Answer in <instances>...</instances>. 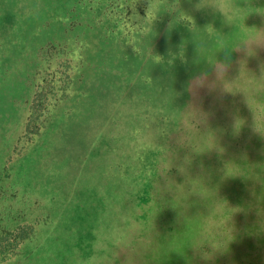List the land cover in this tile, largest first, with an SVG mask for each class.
<instances>
[{
	"label": "rangeland",
	"instance_id": "374dc122",
	"mask_svg": "<svg viewBox=\"0 0 264 264\" xmlns=\"http://www.w3.org/2000/svg\"><path fill=\"white\" fill-rule=\"evenodd\" d=\"M20 1L0 10V81L5 58L28 55L35 81L0 93V264H59L42 257L51 240L75 264H264V40L239 45L264 34V0H230L245 10L230 23L166 0L191 20L174 10L153 25L151 0ZM108 61L123 68L117 102ZM61 120L72 128L48 153ZM50 158L62 187L27 184ZM209 217L231 229L226 249L193 245Z\"/></svg>",
	"mask_w": 264,
	"mask_h": 264
},
{
	"label": "trees",
	"instance_id": "16d2710c",
	"mask_svg": "<svg viewBox=\"0 0 264 264\" xmlns=\"http://www.w3.org/2000/svg\"><path fill=\"white\" fill-rule=\"evenodd\" d=\"M16 1H18V0H8V1H6V3H2V6L0 7V10L4 11L5 8L8 5H11L14 2H16ZM22 1L23 0H21L19 2V4ZM34 3L36 4V6L39 5V4L36 3V0H34ZM14 4H18V2L14 3ZM37 9H38L37 7H34V9H33L34 12L36 13V15H37V11H38ZM2 17H6V16L2 15ZM23 19H24V16H23V18L21 20L19 18L18 21H15L14 18L13 19L8 18L7 24L18 23V24L23 25V21H24ZM59 20H60L59 18H56L52 22V25H54L55 23L59 22ZM2 21H6V20L3 19ZM1 25L5 26V24H1ZM82 28H83V26L80 25L79 29L83 30ZM3 31L4 32L2 34L3 35L5 34V37H8L10 39L8 34H6L8 31L7 30H3ZM0 32H2V31H0ZM8 43H10V40L7 41V44ZM7 44L5 45L6 47H7ZM19 54L21 56L22 53H19ZM21 58H22V61L20 62V60H18V61L15 62L14 65H12V60L9 62L7 60L8 58L4 59V62L6 60V62L8 64V68L11 71V72H9V74L5 75V78H4L3 81H0V93L4 94L6 96V98L13 99V95H15V92H16L15 91L16 88L12 84L10 85V89L5 86V83L9 82L8 79L13 80V84L16 87H19V86L20 87H26L27 86L26 88H28V90H31V87L34 84V81H35L34 80L35 79V76H34L35 75V65H34V63H35V61H32V58H34V57H31V56L28 55L25 58H23V57H21ZM130 61L134 64V59L133 58H131ZM125 66L129 70L128 65H125ZM116 68L117 67L112 62H109V61L105 62L104 69H105V76L107 78L104 77L102 79V82H104L107 79L108 80H110V79L114 80L113 88L109 89V91L107 93V97L110 100H113L114 102H117V99H116V95H115L116 93H115V91L113 89H115V88L117 89L118 87H123V86L120 85V80H123V79H121V76L123 75V68L120 67V66L117 69ZM116 84H117V87H116ZM26 88H20V89H26ZM103 88L108 89L106 87H103ZM102 95L105 96V93H102ZM10 103H14L13 100L10 101ZM103 123H104V121L101 122L100 124H103ZM68 127L72 128V124L69 123V120H67V121L61 120L58 123H56L55 126L53 128H51V130H49V131H48V129H46V127L44 128L46 131L49 132V134L51 136H50V139H47V141L45 143H43L42 141H40V143L42 145H44V146H48L47 147L48 153H50L49 150L55 151V150H57L59 148V146H61L62 143H60L59 140H58L59 139V134L61 132H63L65 130V128H68ZM42 153H40V154H42ZM48 155L49 156H53V154H48ZM49 160H50V164H47L46 167H55V170L45 171L44 169L43 170H39L38 169L37 171H34L30 175L29 181L27 182V184H31V186H35V184L38 183L37 186H39L42 183L45 184L47 181H49L50 183H52V187H55V189L62 187V185H61L62 182L61 181L64 180V177L62 175L63 171H61V169L59 168V167H62L61 163L57 164V161L54 158H52V159L50 158ZM96 165H98V164H96ZM96 165H92V166H96ZM105 169H106V167H105ZM105 169L103 171H105ZM92 171L93 172H90L89 174H87L89 176L88 179L91 180V179H93L95 177H99V178H101L99 182H101L102 181V177L100 175H96L94 173V172H99L98 169H92ZM66 179H68V177ZM85 179H87V176H86ZM94 181H96V178L94 179ZM77 222L78 223H82L81 220H77ZM67 238H68V236H67ZM48 244L49 245H47V247L44 248L45 254L42 257H45V255L47 254V250L49 248V249H51V255L48 254L49 257H47V258L49 259L50 262L53 263V261H54V263H55L58 260L60 262L59 264H75L73 260H71L69 258H66V255H65L66 253H64V255L59 253V251L60 252L63 251V250H60L61 248H63L62 246H60V242L57 243L56 240H51ZM64 247H65L64 249H66V252H68L73 247V245L71 244V242L69 240H65ZM59 255H62L61 259H58ZM35 261H37V260H35ZM40 263H42V261Z\"/></svg>",
	"mask_w": 264,
	"mask_h": 264
},
{
	"label": "clouds",
	"instance_id": "9594fccd",
	"mask_svg": "<svg viewBox=\"0 0 264 264\" xmlns=\"http://www.w3.org/2000/svg\"><path fill=\"white\" fill-rule=\"evenodd\" d=\"M197 7L201 9L209 7L213 8L217 11L218 14L222 15L225 18V21L228 23H230V21L234 20L239 15H242L245 11L244 9L240 8L239 5L230 2V0H200V2L197 4ZM174 10L176 11L175 18L178 17V14H182L184 17H187L188 20H191V17L178 10L177 4L168 3L166 2V0H151L146 18H148L151 14L153 25L154 20L162 13L172 12ZM248 14L249 12L247 13V15ZM251 33L252 34L248 35L246 39L240 41L239 45L242 42H247L251 44L264 40V34L257 32L255 29H251ZM232 48L228 49L222 47L221 49L230 51ZM215 65L218 75L222 76L225 65L223 63L217 62V60L215 62ZM229 167L235 170V168H233L232 166ZM222 206L224 207V205L219 202L215 204V211L213 214H215L217 219L222 215L220 211ZM231 239V229L228 228L224 222L221 226L217 221H213L209 217L208 220L203 223L202 231L198 232L194 237L193 245L196 247H202L204 244L210 243L216 249H226Z\"/></svg>",
	"mask_w": 264,
	"mask_h": 264
}]
</instances>
